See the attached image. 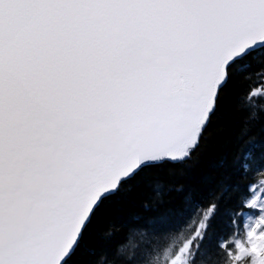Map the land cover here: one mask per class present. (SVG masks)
<instances>
[{"label": "snow or ice", "instance_id": "6c2138e0", "mask_svg": "<svg viewBox=\"0 0 264 264\" xmlns=\"http://www.w3.org/2000/svg\"><path fill=\"white\" fill-rule=\"evenodd\" d=\"M253 67L264 0H0V264H264V118L235 158L218 134Z\"/></svg>", "mask_w": 264, "mask_h": 264}, {"label": "trees", "instance_id": "16d2710c", "mask_svg": "<svg viewBox=\"0 0 264 264\" xmlns=\"http://www.w3.org/2000/svg\"><path fill=\"white\" fill-rule=\"evenodd\" d=\"M261 70L253 67L248 71L240 73V85L234 96L226 101V116L219 123V136L224 145L229 148L232 157L239 154V149L254 134L251 131L258 118H264V96L256 95L251 102L243 98V92L249 85L255 82L254 92L261 90L259 81L264 80V76L259 75ZM264 179L260 171L254 173V182L258 183ZM186 188V177L177 173L173 176L152 178L144 184L139 191H133L136 207L139 210H151L155 207H162V202L170 197L178 195ZM202 214L203 209L198 210ZM195 215L193 216V221ZM190 224L192 221L189 222ZM119 222L104 225L101 229L100 239L102 245L113 241L127 245H139L142 238L136 234H129L127 229L117 231ZM111 229V235H108ZM91 264H108L110 255L105 254L103 246L98 247L93 255L88 258Z\"/></svg>", "mask_w": 264, "mask_h": 264}, {"label": "rangeland", "instance_id": "374dc122", "mask_svg": "<svg viewBox=\"0 0 264 264\" xmlns=\"http://www.w3.org/2000/svg\"><path fill=\"white\" fill-rule=\"evenodd\" d=\"M262 181H264V179L263 180H261L260 182H262ZM259 183V182H258Z\"/></svg>", "mask_w": 264, "mask_h": 264}]
</instances>
